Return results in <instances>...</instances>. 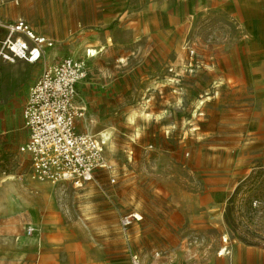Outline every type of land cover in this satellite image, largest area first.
Returning a JSON list of instances; mask_svg holds the SVG:
<instances>
[{"label":"rangeland","instance_id":"rangeland-1","mask_svg":"<svg viewBox=\"0 0 264 264\" xmlns=\"http://www.w3.org/2000/svg\"><path fill=\"white\" fill-rule=\"evenodd\" d=\"M18 1L17 18L55 41L50 57L84 61L75 128L107 138L104 168L80 187L32 179L19 151L26 96L8 92L17 81L2 67L0 264H132L133 254L162 264L175 252L207 263L238 243L224 205L237 181L264 170V66L241 64L239 21L189 13L188 0L106 24L80 13L84 3L64 13L50 0ZM88 49L101 50L86 59ZM131 211L143 219L123 230ZM254 216L264 235V207Z\"/></svg>","mask_w":264,"mask_h":264},{"label":"built area","instance_id":"built-area-1","mask_svg":"<svg viewBox=\"0 0 264 264\" xmlns=\"http://www.w3.org/2000/svg\"><path fill=\"white\" fill-rule=\"evenodd\" d=\"M18 3L13 0V4ZM5 4L0 0V7ZM0 29L5 32L0 38V60L3 61L22 58L36 62L55 46L52 38L35 32L22 18L0 19ZM85 74L81 58L63 56L45 64L29 89L22 111L27 139L19 151L27 155L28 174L36 181H69L80 187L105 166L103 140L75 128L76 120L84 113L77 86ZM142 219L139 211H131L119 217V225L126 230ZM28 230L31 232V228ZM132 264H141L137 254L132 255Z\"/></svg>","mask_w":264,"mask_h":264},{"label":"crops","instance_id":"crops-1","mask_svg":"<svg viewBox=\"0 0 264 264\" xmlns=\"http://www.w3.org/2000/svg\"><path fill=\"white\" fill-rule=\"evenodd\" d=\"M50 1L53 3L52 8L55 9L57 8V3H59L58 7L64 13L73 9V7L69 6V3H84L83 8L80 9V13H98L102 17L104 24L114 17L120 16L122 13L169 12L167 0ZM188 3H190L188 7L191 8L189 13H213L218 11L225 13L231 19H237L240 23V37L238 40L240 42L239 48L241 54L239 58L241 64L251 67L264 66V0H188ZM13 7V3L0 7V19L12 21L20 13H23L14 10ZM182 13H185V11H182ZM4 33V30L0 29V38L4 36ZM47 35L52 38L50 34ZM51 49H48L46 55L36 62H28L22 58H16L14 62L0 60V75L2 67H5L10 77H16V83L12 80L7 85L9 93L14 92L15 96H19L18 94L25 95L27 98L30 87L40 75L45 64L57 60L50 57L49 52ZM22 111L23 107L22 110L20 109V116L22 115ZM6 114L5 109H0L2 118ZM162 264H264V248L238 242L233 244L226 253H220L219 251L217 254L212 255L207 263H197V261L185 253L175 252L174 254L167 255V259Z\"/></svg>","mask_w":264,"mask_h":264},{"label":"trees","instance_id":"trees-1","mask_svg":"<svg viewBox=\"0 0 264 264\" xmlns=\"http://www.w3.org/2000/svg\"><path fill=\"white\" fill-rule=\"evenodd\" d=\"M264 207V170L256 169L237 181L224 205L223 219L231 240L264 248V235L252 228L254 215Z\"/></svg>","mask_w":264,"mask_h":264},{"label":"bare ground","instance_id":"bare-ground-1","mask_svg":"<svg viewBox=\"0 0 264 264\" xmlns=\"http://www.w3.org/2000/svg\"><path fill=\"white\" fill-rule=\"evenodd\" d=\"M100 50L101 49H99V50H96V49H88V50H86L85 51V57H86V59L95 56L97 53H99ZM95 135L99 136L101 139H103V141L106 140V138H107V135L106 134L104 135L102 132H100L99 134H95ZM226 251L227 250L225 248H223L220 251V253H223V252H226Z\"/></svg>","mask_w":264,"mask_h":264}]
</instances>
